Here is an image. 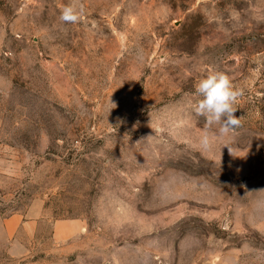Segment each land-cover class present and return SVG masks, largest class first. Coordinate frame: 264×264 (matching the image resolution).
<instances>
[{"label": "rangeland", "instance_id": "rangeland-1", "mask_svg": "<svg viewBox=\"0 0 264 264\" xmlns=\"http://www.w3.org/2000/svg\"><path fill=\"white\" fill-rule=\"evenodd\" d=\"M69 2L0 0V221L36 223L0 264H264V0Z\"/></svg>", "mask_w": 264, "mask_h": 264}, {"label": "clouds", "instance_id": "clouds-1", "mask_svg": "<svg viewBox=\"0 0 264 264\" xmlns=\"http://www.w3.org/2000/svg\"><path fill=\"white\" fill-rule=\"evenodd\" d=\"M84 14L80 0H70L61 9L60 20L64 23L75 24ZM242 90L237 88L229 76L219 71H209L208 74L195 84L194 95L198 97L193 105L198 116L205 119L206 128L216 127L220 136L233 132L240 124V118L235 116V107L242 96ZM205 144L208 137L203 138ZM231 152V150L229 149Z\"/></svg>", "mask_w": 264, "mask_h": 264}, {"label": "crops", "instance_id": "crops-1", "mask_svg": "<svg viewBox=\"0 0 264 264\" xmlns=\"http://www.w3.org/2000/svg\"><path fill=\"white\" fill-rule=\"evenodd\" d=\"M35 224L23 223L19 216H12L0 221V237L6 240L5 245L11 256L21 257L27 251L24 241L27 240L28 235L33 236L36 229Z\"/></svg>", "mask_w": 264, "mask_h": 264}]
</instances>
